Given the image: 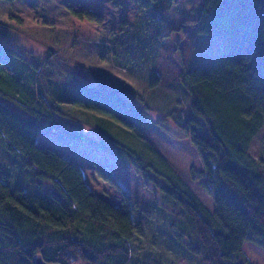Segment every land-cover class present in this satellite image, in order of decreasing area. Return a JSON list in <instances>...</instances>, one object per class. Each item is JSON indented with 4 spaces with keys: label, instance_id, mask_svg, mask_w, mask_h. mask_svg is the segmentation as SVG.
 Returning a JSON list of instances; mask_svg holds the SVG:
<instances>
[{
    "label": "trees",
    "instance_id": "obj_1",
    "mask_svg": "<svg viewBox=\"0 0 264 264\" xmlns=\"http://www.w3.org/2000/svg\"><path fill=\"white\" fill-rule=\"evenodd\" d=\"M141 2L155 49L149 52L148 43L136 40L113 48V54L130 66L149 52L151 88L160 81L155 61L175 1ZM200 3L197 32L225 34L226 50L185 70L179 82L189 95L182 127L203 163L201 169L191 165L189 174L213 195V209L141 131L146 111L136 103L143 101L137 91L95 74L93 83L75 77L73 89L61 85L48 103L39 88L6 71L11 64L0 45V95L27 114L0 99V135L34 170L28 186H12L9 173L0 171V264H34L38 253L60 264H141L130 244L143 227L115 171L103 161L94 162L96 173L121 192L118 203L90 189L79 162L38 143L43 128L62 138L98 144L139 174L160 195L161 201L153 203L171 216L173 245L194 256L193 264H256L243 244L249 241L264 249V161L250 150L264 123V0ZM74 13L102 22L96 9ZM65 103L88 112L83 117L67 112ZM162 119L156 123L165 128ZM42 179L52 183L51 189L43 188Z\"/></svg>",
    "mask_w": 264,
    "mask_h": 264
},
{
    "label": "rangeland",
    "instance_id": "obj_2",
    "mask_svg": "<svg viewBox=\"0 0 264 264\" xmlns=\"http://www.w3.org/2000/svg\"><path fill=\"white\" fill-rule=\"evenodd\" d=\"M165 37L158 48L155 69L160 81L149 88L151 63L150 50L154 43L148 35L141 0H0V45L11 64L6 71L11 77L24 81L49 99L61 90V85L73 89V80L93 83L98 74L116 84L125 83L138 92L143 101H136L146 111L141 126L144 135L157 147L163 157L212 210L213 195L199 181L190 177L189 167L203 168L200 155L185 135L182 127L184 110L189 95L180 85V76L225 53L228 37L222 33H198L194 23L200 13V0H174ZM92 8L102 15V22L80 17L74 11ZM140 40L148 43L149 52L144 60L130 66L119 63L113 48ZM66 91V90H65ZM2 101L14 104L8 97ZM55 101V100H54ZM67 112L84 116L88 111L66 104ZM163 118L165 128L157 125ZM94 137L98 134L82 127ZM41 142L57 148L62 153L79 160L90 189L107 199L120 202L121 192L95 171L94 162L103 161L116 173L135 204L143 230L130 244L131 253L141 264H193L196 260L180 246L173 245L168 227L171 216L154 201H161L143 183L142 177L127 168L113 152L87 141L59 137L43 128ZM250 150L264 161V123L254 136ZM0 171L10 175L12 186H28L34 179V170L23 158L7 147L0 135ZM43 188L51 189L52 183L42 179ZM243 249L256 264H264V249L245 241ZM128 264V263H127Z\"/></svg>",
    "mask_w": 264,
    "mask_h": 264
},
{
    "label": "water",
    "instance_id": "obj_3",
    "mask_svg": "<svg viewBox=\"0 0 264 264\" xmlns=\"http://www.w3.org/2000/svg\"><path fill=\"white\" fill-rule=\"evenodd\" d=\"M33 263L34 264H60L58 262H50V261H47L45 260L41 254H35L33 256ZM76 264H84L83 262L79 261L77 262Z\"/></svg>",
    "mask_w": 264,
    "mask_h": 264
},
{
    "label": "crops",
    "instance_id": "obj_4",
    "mask_svg": "<svg viewBox=\"0 0 264 264\" xmlns=\"http://www.w3.org/2000/svg\"><path fill=\"white\" fill-rule=\"evenodd\" d=\"M42 131H43V129L40 131V133H39V136H38V143H40V144H45L44 142H41L40 141V139H41V134H42ZM45 145H47V144H45ZM57 149V148H56ZM58 150V149H57ZM59 151V150H58ZM61 152V151H60ZM62 153V152H61ZM65 157H67L68 159H71V160H75V161H77V162H79V160L78 159H76V158H70V156H68V155H66V154H64V153H62Z\"/></svg>",
    "mask_w": 264,
    "mask_h": 264
}]
</instances>
